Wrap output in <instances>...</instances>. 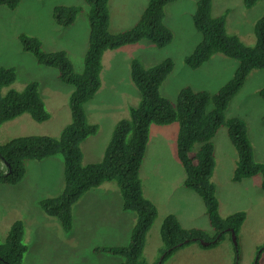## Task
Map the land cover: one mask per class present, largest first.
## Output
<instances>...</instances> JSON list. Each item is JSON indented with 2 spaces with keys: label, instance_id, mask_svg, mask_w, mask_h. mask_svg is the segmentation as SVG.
I'll use <instances>...</instances> for the list:
<instances>
[{
  "label": "rangeland",
  "instance_id": "374dc122",
  "mask_svg": "<svg viewBox=\"0 0 264 264\" xmlns=\"http://www.w3.org/2000/svg\"><path fill=\"white\" fill-rule=\"evenodd\" d=\"M197 1L177 0L165 7L163 21L173 33L172 42L165 48L157 49L142 42L104 55L101 87L93 100L85 105L88 122L99 126L98 134L92 139L97 150L92 160L100 157L114 125L127 118V106H134L138 100L128 73L132 58H137L144 67L153 66L167 57L174 60V72L160 90L170 100L174 99L181 86L207 89L213 93L232 77L237 61L220 55H213L195 71L183 66V57L191 53L201 39L191 22ZM145 2L109 0L110 29L121 31L131 27ZM211 2L213 15L228 11L227 32L236 35L246 46H252L255 40L253 24L264 14V0H259L250 9L243 7L242 0ZM83 4V0H22L14 10L0 7V67L14 68L16 73V80L9 88L21 91L27 83L36 81L50 115V119L43 124L33 122L26 114L4 123L0 127V144L22 136L57 138L69 122L67 100L72 88L57 81L55 70L38 66L30 54L23 52L18 35L35 37L46 52L66 50L75 70L80 71L88 33L87 23L86 30L82 24L86 12L72 27L63 29L55 24L52 10L58 5ZM82 40L83 52L80 50ZM73 49L74 56L71 57ZM261 88H264V71L252 70L242 89L229 102L224 116L227 119L238 117L244 122L254 159L264 163V101L257 94ZM176 133L177 124L151 125L149 128L142 163L147 166L145 168H150L145 175L151 179L143 176L140 179L143 196L146 194L158 200V214L148 231L142 252L141 260L146 264H153L161 258L158 254L161 248L159 227L167 214L175 215L184 228L201 229L212 234L202 200L193 191L184 188L179 180L183 170L175 156ZM212 144L215 166L211 182L218 201V215L223 218L237 211L245 213V219L235 235L236 245L232 236L226 233L215 247L207 249L198 242H192L163 264H264V251L255 262L257 251L264 247L261 177L255 176L239 183L232 181L237 155L224 127L218 129ZM60 160L55 158L49 163L27 165L26 181L21 185L0 184V241H4L10 226L19 221L27 246L23 264H119L120 258L92 251L95 246H125L129 243L134 214L122 211L115 183H105L78 201L72 209L70 233L62 230L56 218L40 211L38 201L56 196L61 185ZM0 169L4 171L1 159Z\"/></svg>",
  "mask_w": 264,
  "mask_h": 264
},
{
  "label": "trees",
  "instance_id": "16d2710c",
  "mask_svg": "<svg viewBox=\"0 0 264 264\" xmlns=\"http://www.w3.org/2000/svg\"><path fill=\"white\" fill-rule=\"evenodd\" d=\"M21 1L0 0V7L14 10ZM175 1L146 0L135 23L121 31H112L109 27V0H83L85 7L55 6L52 10L54 22L63 29L72 27L78 17L86 12L82 24L86 30L87 23L88 33L80 71L75 70L66 50L46 52L35 37L18 35L23 52L30 54L38 66L55 70L57 81L72 88L67 100L70 119L57 138L22 136L0 144V159L4 165V171L0 169V184L16 186L24 180L27 165L61 159L63 173L60 193L42 198L37 204L41 212L56 218L62 230L70 233L73 206L92 189L105 183H115L121 197V209L134 214L129 243L125 246H95L92 251L120 258L119 264H146L141 260L142 252L148 231L158 214L155 204L143 197L139 178L151 125L177 124L175 156L184 173L182 186L202 200L212 232L209 234L201 229L184 228L175 215H165L159 227L160 264L192 242H207V246H201L207 249L215 247L224 234L230 235V230L236 235L245 219L242 211L223 218L218 215V201L211 182L215 166L212 139L221 127L225 128L237 155L232 181L239 183L260 176L264 202V163L254 159L244 122L238 117L227 119L224 116L229 102L242 89L249 73L252 70L264 71V14L253 24L255 40L249 47L236 35L227 32V10L213 15L211 0H198L196 3L191 22L201 39L191 53L183 57L182 62L195 71L213 55L224 56L237 61L232 77L213 93L207 89L181 86L175 92L174 99L170 100L160 90L172 74L174 60L167 57L145 68L137 58H132L128 73L138 95L137 103L127 106V118L114 125L102 159L98 163H82L80 144L94 137L99 129L97 124L88 122L85 105L93 100L101 87L104 55L141 42L157 49L168 46L173 33L163 21L165 7ZM258 1L242 0V5L250 9ZM83 48L82 40V52ZM70 56H74V49ZM15 80L14 68L0 67V127L24 114L38 124L48 121L50 115L38 91L39 84L31 81L23 90L15 91L9 88ZM257 94L264 101V88L259 89ZM23 233L21 222L16 221L10 226L6 238L0 241V264H23V256L27 252ZM259 249L264 251V247Z\"/></svg>",
  "mask_w": 264,
  "mask_h": 264
},
{
  "label": "clouds",
  "instance_id": "9594fccd",
  "mask_svg": "<svg viewBox=\"0 0 264 264\" xmlns=\"http://www.w3.org/2000/svg\"><path fill=\"white\" fill-rule=\"evenodd\" d=\"M84 5V4H83ZM84 7H85V5H84ZM109 23H110V15H109ZM142 43V42H141ZM139 44V43H138ZM137 45V44H136ZM127 46H129V45H127ZM153 46V45H152ZM123 47H125V46H123ZM154 47V46H153ZM183 63V62H182ZM157 64V63H156ZM174 66H175V63H174ZM183 66H184V64H183ZM185 67V66H184ZM145 68H147V67H145ZM186 68V67H185ZM187 69V68H186ZM174 72V69H173V71H172V73ZM130 78V77H129ZM131 81V80H130ZM131 84H132V82H131ZM132 86L134 87V85L132 84ZM134 89H135V87H134ZM194 89V88H193ZM195 90H198V89H195ZM199 90H202V89H199ZM136 91V90H135ZM136 103H137V101H136ZM136 105V104H135ZM122 120V119H121ZM120 121V120H119ZM98 131H99V129H98ZM98 134V133H97ZM96 134V135H97ZM95 135V136H96ZM94 136V137H95ZM94 137H89V138H87L82 144H80V149H81V153H82V163L83 164H91V163H98L101 159H102V156H103V153H104V150H105V147H106V144H105V146H104V149H103V151H102V153H101V155H100V157L98 158V159H93L92 160V158H95L94 156H92V157H90L89 159H88V149H89V145H90V142H94L92 139L94 138ZM110 137V136H109ZM108 141V140H107ZM107 143V142H106ZM94 145H95V148H96V144H95V142H94ZM145 152H146V150H145ZM84 155L85 156H87V158H85L84 157ZM144 155H145V153H144ZM88 160H92V161H88ZM61 161V164H62V160H60ZM62 173H63V165H62ZM102 186V185H101ZM100 187V186H99ZM92 190H95V189H92ZM119 192V191H118ZM60 193V190L57 192V195ZM120 195V194H119ZM143 195V194H142ZM78 203V202H77ZM76 203V204H77ZM75 204V205H76ZM74 207V206H73ZM123 211V210H122ZM124 212V211H123ZM73 216V215H72ZM134 223V222H133ZM133 225V224H132ZM72 226H73V222H72ZM132 227V226H131ZM131 229V228H130ZM130 233V232H129ZM231 235V234H230ZM200 244V243H199ZM202 246V245H201Z\"/></svg>",
  "mask_w": 264,
  "mask_h": 264
},
{
  "label": "crops",
  "instance_id": "0c3cea01",
  "mask_svg": "<svg viewBox=\"0 0 264 264\" xmlns=\"http://www.w3.org/2000/svg\"><path fill=\"white\" fill-rule=\"evenodd\" d=\"M90 147H89V149H88V159L90 158V157H92V156H94L95 155V153H96V148H95V145H94V142H90V145H89ZM147 154V153H146ZM84 157L85 158H87V156H85L84 155ZM61 163V162H60ZM51 164H53V163H51ZM145 167H147L145 164H141V167H140V171H139V178H141V176H143V177H145V178H149V180L151 179V177L148 175V177H146V175L145 174H147L148 173V171L150 170V168H145ZM59 169L58 170H60V172H61V174H62V168H61V166L60 167H58ZM155 172H156V170H155ZM179 180H180V182H181V185H182V182H183V180H184V173L182 172L181 174H180V178H179ZM26 181V176H25V178H24V180L20 183V184H18V185H21L22 183H24ZM140 181L142 182V180L140 179ZM18 185H16V186H18ZM61 185H59V188H58V190H57V192L60 190V187ZM141 186H142V184H141ZM143 189H144V186H143ZM144 198H147L148 200H150V201H152L154 204H155V206H157L156 204H157V202H158V200H154L153 199V197H149L148 195H144L143 196ZM131 226H132V224H133V222H134V218H131ZM129 232H130V230H129Z\"/></svg>",
  "mask_w": 264,
  "mask_h": 264
},
{
  "label": "water",
  "instance_id": "95a60500",
  "mask_svg": "<svg viewBox=\"0 0 264 264\" xmlns=\"http://www.w3.org/2000/svg\"><path fill=\"white\" fill-rule=\"evenodd\" d=\"M230 234H231V236H232V240H233V242H234V245H236V243H235V234H234V232L232 231V230H230ZM202 246H207L209 243H207V242H203V241H200L199 242ZM161 259H162V257L160 258V260L158 261V264H160L161 263Z\"/></svg>",
  "mask_w": 264,
  "mask_h": 264
},
{
  "label": "flooded vegetation",
  "instance_id": "af4514ba",
  "mask_svg": "<svg viewBox=\"0 0 264 264\" xmlns=\"http://www.w3.org/2000/svg\"><path fill=\"white\" fill-rule=\"evenodd\" d=\"M262 253V251L259 249V251H257V255H256V258H255V262L257 263V260H258V257L259 255Z\"/></svg>",
  "mask_w": 264,
  "mask_h": 264
}]
</instances>
